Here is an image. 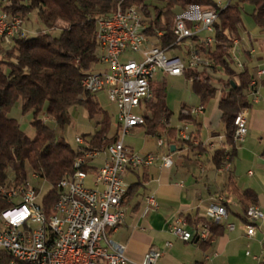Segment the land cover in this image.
Segmentation results:
<instances>
[{"label": "built area", "instance_id": "1", "mask_svg": "<svg viewBox=\"0 0 264 264\" xmlns=\"http://www.w3.org/2000/svg\"><path fill=\"white\" fill-rule=\"evenodd\" d=\"M230 0H216L217 7H224ZM8 0L0 5V43L12 45L16 39L31 36L26 20L20 14L4 9ZM173 25L176 39L164 46V31H148L151 24L144 15L142 6H117L114 14L101 15L96 20L98 46L97 64L84 77L83 89L92 95L105 94L117 111L114 115L113 138L104 149H91L75 161L76 170L63 177L58 185L57 199L48 214L42 205L39 187L27 177L20 181L15 175L0 183V198L8 206L0 211V264H157L162 251L152 247L141 262L132 260L126 253V245L114 239L113 234L126 218L125 198L129 184L125 180L128 171L149 168L159 158L166 168L174 165L167 135L157 137L159 148L166 149L162 156L154 152L141 153L126 144V137L137 126L146 125L145 113L148 103L154 98V87L159 73L184 76L187 69L198 71H224L222 66L212 67L205 51L215 48V23L219 19L218 9H201L192 5L180 9ZM52 29L59 30V26ZM234 60L238 40L233 42ZM206 49V50H203ZM102 67L96 69L97 67ZM238 67L242 63L238 62ZM225 72V71H224ZM264 74V69L259 70ZM222 91V90H221ZM220 91V92H221ZM248 98L257 101L259 86L252 78ZM250 99V100H251ZM249 100V101H250ZM193 116L205 114L203 105L191 109ZM43 121H50L43 116ZM249 107L241 109L234 119V145L238 149L248 134ZM189 121L178 128V137L194 144L202 143L210 149L224 148L225 155L220 172L233 169L232 147L219 142H200L194 138ZM81 146L90 147L84 136H76ZM104 154L103 164L96 172L85 169ZM202 170L204 167L201 166ZM34 179H40L31 171ZM148 201L156 204L155 195ZM228 217V208L222 196L208 205L206 221L188 228L186 218H179L170 225V231L183 241L209 242L215 240L211 225L221 223ZM247 236L256 234V223L264 218L262 208L250 205L245 211ZM227 228L235 229L229 223ZM250 255V252L247 251ZM264 258V250L261 256Z\"/></svg>", "mask_w": 264, "mask_h": 264}, {"label": "trees", "instance_id": "2", "mask_svg": "<svg viewBox=\"0 0 264 264\" xmlns=\"http://www.w3.org/2000/svg\"><path fill=\"white\" fill-rule=\"evenodd\" d=\"M8 1L4 6L6 11L22 16L35 13L38 22L46 29L18 38L10 46L0 43V183H5L11 173L20 181H25L29 170L36 172L42 181L51 185V189L42 195V205L49 214L57 199V185L63 177L76 170V159L87 150L106 148L107 140L115 138L111 115L94 95L83 89L82 80L98 61L96 20L101 15L114 12L118 4L124 7L142 6L151 24L148 32L154 34V29L163 30L164 46L176 39L173 25L178 10L192 5L201 9H218L216 47L203 50L212 59L213 69L222 66L228 75L218 108L220 121L225 126V142L232 147L234 160L238 151L234 145V119L241 109L250 107L248 89L252 76L247 67L239 73L233 69L230 42L243 27L245 4L253 6L252 17L257 26L264 29V0H230L222 8L217 7L216 0ZM54 26H59L58 32L50 31ZM185 76L191 80V88L199 96L201 105L205 107L216 98L218 89L208 73L187 69ZM19 100L23 114L32 113L34 136L27 135L19 121L10 115ZM76 105L85 108L90 120L102 116L97 121V131L84 134L90 147L71 145L64 136L57 134L55 128L43 121V116H49L50 121L64 130L71 124L70 109ZM172 114L167 104V83L163 81L154 87V98L148 103L146 132L159 136L163 132L170 147L186 146L192 151L205 152L207 147L202 143L194 144L178 137V128L171 123ZM179 119L194 121L191 109L183 106ZM224 155V148L214 151L212 160L217 168L222 165ZM242 202L245 210L256 204L255 192L244 190ZM7 206L6 200L0 198V211ZM217 228H220L218 223L211 225L214 234L218 233Z\"/></svg>", "mask_w": 264, "mask_h": 264}, {"label": "crops", "instance_id": "3", "mask_svg": "<svg viewBox=\"0 0 264 264\" xmlns=\"http://www.w3.org/2000/svg\"><path fill=\"white\" fill-rule=\"evenodd\" d=\"M252 11V5H244L243 27L232 36L230 42L233 69L239 73L247 67L252 78L257 79L259 86L257 101L248 98L250 100L248 134L238 148L233 160V169L231 172L223 173L213 163V153L219 147L216 149L207 147L205 152H199L192 151L186 146L179 148L175 146L172 150L171 146L174 160L172 167H164L159 158L149 168L128 171L125 174V180L129 184L124 203L126 218L113 236L116 241L126 245V253L134 261L141 262L146 252L155 247L163 253L157 264H264V258H254L261 256L264 250V218L256 223V234L252 237L247 236L246 210L242 202L243 191L250 189L255 192L256 204L264 212V74H258L259 70L264 69V29L257 26L252 19ZM235 40H238L239 49L235 54L237 62L232 53ZM238 62L242 63V67L237 66ZM206 73L212 77V83L218 89L216 98L212 100H215V103L211 109H208L210 104L204 107V115L193 116L194 121H188L189 125H192L190 130L198 141L218 143L219 135L225 137V126L220 121L218 106L221 90L224 89L228 75L220 70ZM168 76L170 75L159 73L155 87L163 81L167 83ZM170 77L183 78L189 82L185 75ZM188 89L182 91L180 95V111L183 106L192 109L201 105L199 96L192 88ZM100 96L108 100L102 93L95 95L98 101ZM167 104L171 109L168 98ZM109 114L112 117L114 131L115 113ZM183 121L185 120H181V123ZM72 122L71 119V124ZM147 135L159 136L154 133ZM127 138L126 144L141 153L154 152L160 156L166 153V149L158 147L157 140L156 147L150 148L147 138L140 140L134 133ZM104 158L103 155L94 160L89 170L96 172L103 164ZM152 194L155 195L156 206L148 201ZM218 196L225 200L228 217L219 223L220 228L216 229L218 233L215 234L214 242L183 241L170 231V225L181 217L187 219L189 229L204 223L207 206ZM229 223L235 224V229H228Z\"/></svg>", "mask_w": 264, "mask_h": 264}, {"label": "rangeland", "instance_id": "4", "mask_svg": "<svg viewBox=\"0 0 264 264\" xmlns=\"http://www.w3.org/2000/svg\"><path fill=\"white\" fill-rule=\"evenodd\" d=\"M5 4H8V2ZM0 5H1V0H0ZM178 12L181 13L180 10H178ZM23 17L26 20V27L31 33V35H35V33L41 29L42 30L46 29L44 26H42L38 22V19L35 13H32L29 16H23ZM50 31L58 32V30L52 29V28H50ZM0 47H2L1 44H0ZM100 68L102 67L99 66L96 69H100ZM190 88H191V80H189V82H186V80H184L183 78H174V77L168 76L167 78V98H168L169 105L173 111V114L171 116L172 125L177 126L178 124H181V120L179 119V111H180L179 98H180L182 91H185L187 89L190 90ZM98 99L100 101V104L103 106V108L106 109L109 113H116L117 111L116 107L109 100H107L105 97H102V96H100ZM214 103H215V100L210 101L209 103L210 105L208 104L209 105L208 109H211ZM10 115L19 121L22 129L27 133V135L34 136L35 128L32 125V119H33L32 113L29 112V113L23 114L22 109H21V100L17 101L15 105L12 107ZM70 115H71V119L73 122L72 124L67 126L66 129L64 130L59 129L58 126L53 121L48 120L47 123H49L51 127L56 129L58 135L64 136L65 139L71 145L77 147L79 144L76 142V136L78 135L84 136V134H87V133H95L97 129L99 128L97 121L102 119V116L98 115L96 119L90 120L87 116V112L85 108L82 107L81 105H76L75 107H72L70 109ZM189 127L192 128V125H189ZM134 129L130 132V134L127 137H129L131 133H134V136L140 140L147 138L148 147L150 148L156 147V140L158 136L147 135V133L145 132V130L147 129V126H137ZM160 134L164 135L163 132H160ZM127 137H126V141L128 140ZM110 141L108 139L107 143H109ZM12 175L13 174L11 173L10 176ZM28 178L33 184L39 187L42 195L47 193L51 189V185L49 183L44 182L42 180L34 179L31 175V170L28 171Z\"/></svg>", "mask_w": 264, "mask_h": 264}, {"label": "bare ground", "instance_id": "5", "mask_svg": "<svg viewBox=\"0 0 264 264\" xmlns=\"http://www.w3.org/2000/svg\"><path fill=\"white\" fill-rule=\"evenodd\" d=\"M111 14H114V12H112ZM82 86L84 87V80H82Z\"/></svg>", "mask_w": 264, "mask_h": 264}, {"label": "water", "instance_id": "6", "mask_svg": "<svg viewBox=\"0 0 264 264\" xmlns=\"http://www.w3.org/2000/svg\"><path fill=\"white\" fill-rule=\"evenodd\" d=\"M233 83H234V82H233ZM171 148H172V150H174V149H175V145H172V147H171Z\"/></svg>", "mask_w": 264, "mask_h": 264}]
</instances>
